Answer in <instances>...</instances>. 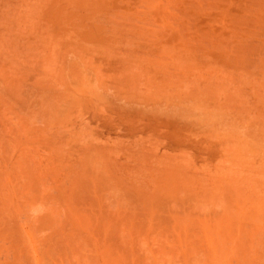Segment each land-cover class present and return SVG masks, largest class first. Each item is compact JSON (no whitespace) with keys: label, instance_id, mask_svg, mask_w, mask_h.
I'll return each mask as SVG.
<instances>
[{"label":"rangeland","instance_id":"rangeland-1","mask_svg":"<svg viewBox=\"0 0 264 264\" xmlns=\"http://www.w3.org/2000/svg\"><path fill=\"white\" fill-rule=\"evenodd\" d=\"M13 1H15V0H11V2L13 4H15V2H13ZM107 1H109V0L105 1L107 4L109 3V5L105 6V4H104V6L107 7V8H105L106 9L105 10L104 6H103L104 12H101V10H102L101 9V10L97 11L96 14L91 15V17H89L87 20H85L86 21V22L84 21L85 23L82 22V26L80 25L82 27V29H81V27H79V30L81 29L80 32L78 30H75L76 31V32L74 31L75 35H73V31L71 32L72 34H70V35H73V36H70L71 38H69V41L67 40L68 44L66 41H63V43L60 42V43L56 44L57 48H56V46H54V52H55L54 55L57 53L56 55L58 56V61L62 60V62H64L63 61L64 59L67 60V58L68 59L70 58L69 61H71V63L69 61H66L69 64L68 66H70L69 68H72V66H73L72 62H74V61L76 62L78 60H81L84 63V65H81V63H80L81 61L79 62V64L81 66H83L86 71L83 70V68H81V67L80 68L83 70V72L85 71L87 74H89V77H88V75H86V76H87L88 80L90 81V83H92L91 85H93L96 89L95 90L96 91L95 98L90 97V99L88 98V100H85L82 97V98H79V100H80V101L78 100L79 102H76L77 104H74L75 101H77V98L73 97V99H76V100H73L69 96L67 100H69V98H70V100H72V101H70V100L65 101V99L68 96L67 95L68 93H66L67 90L65 89V86L62 84H60V85H62L64 87H62V86L58 87L57 85H59V83H61V82L58 81V79H56L57 84L55 82L54 83H55L57 89H56V87H55V89L56 90L60 89V90L55 91L52 89L51 95L53 96L56 93L55 96L56 97L58 96L59 100H57V98H56V99H54L55 100L54 102L56 104L57 109L59 106V110L55 109L54 111L53 110L50 111V113H49V111H46L44 109L45 103L42 100V98L44 97L42 95V93H44L45 90H44V92H42L43 89H41V87H40V82H42L41 80L43 78L41 76H43V71L45 70L42 61H39L37 63L33 62L34 64L32 62H30L26 65L25 69L23 70L25 72H24V75L22 78L26 77L30 81L31 80L32 81L30 82L28 79L22 80V78H20L21 79L20 82L22 83V81H23L24 86H22V84L19 83L18 85L22 86V88L19 89L20 87L18 86L19 91H17L15 94L13 92V95L10 93V95H12V96H9V93L6 94L5 92L0 91V97L2 96L1 94H3V96H2L3 99L2 98L0 99V136H2L5 133L3 135L4 138L3 137L2 138L0 137V138L6 140L5 141L6 143L4 142L5 145L8 144L6 146V148H7L6 150L10 151L9 153H8V151H6L9 154V155L7 154V158H6L9 162L7 160L5 162H2L3 163L2 167H3V170L5 171L4 173L8 174V176L10 178L12 177L10 179V181L13 182L14 185L15 184L17 185V181H15V180L18 179V177H20L17 175V173L20 172L21 170H23L20 172V174L22 173L24 176L26 175L27 176V177H25L26 179L29 180V178H36L35 181L37 179H38L37 181H39V179H41V181H39V182H41L42 186H44V185L46 186V184H47V188L44 186L43 188L41 187L40 190L44 191L43 189H45L46 190L45 192H47V193L49 192L48 194L50 196L54 195L51 198H55V194L58 193V189L62 190V191H63V189L64 190L68 189V188H65V185L63 186L64 183L67 185L66 187L69 186V190L71 189L69 182H67V179L69 180V178H68L69 172L68 171L71 168L74 171L77 169L76 171L79 170V172H80V170H83V171L87 170L86 167L83 166V165H85V164H83L84 163L83 158H84V156H86V154H88L85 152H89L90 154L94 153V154L99 155V157L102 159L101 164H103V162H104V166L102 165L104 167V169L107 168V170H109L111 173L118 175V177L120 176V178L122 177L121 180H123V181L125 180V178H123V177L128 175V176H126L127 177L126 181L128 183L130 181L128 179L132 178L133 184L138 182V184L142 185V183H143L144 187H146L145 188L146 190H148L147 189L148 186H145L146 182L148 183V180L149 181L152 180L150 183H148L149 187L155 186V184H156V189L158 187V190H159V188L161 187L160 190H162V192H163L164 191L163 186L165 183L159 184V182L156 183L155 180L157 177L159 179V180L157 179V181L161 182V181L165 180V177H163V175L167 176L166 173H170L169 170H171L172 168L173 169L171 171L173 173L171 172L172 174H168L167 177H169V175L174 177L176 175V174L174 175V173L183 172L182 174L181 173H179V175L177 174L176 177L179 178L180 176L183 175L182 180L183 181L190 180L189 181L190 185L194 184V188H196V190L198 188L199 189L204 188V190L203 189L197 190L196 192L198 193V191H199L198 195L206 194L207 195L206 197H208V199H209V197H211L208 195H211L210 193H212L214 191H215L214 194L216 196L217 195L216 191L218 190V192H219L218 188H221L222 185H224V186L230 185L227 183V181L229 183H231L233 181L231 183V185L234 184V186L230 185L232 187L231 193H232L233 188L237 189L236 186L237 185L239 186V183H238L239 180H241L242 184L245 182V180L248 181L246 183H249V185H251L250 182H253L254 186L257 185V187H255L257 189H255V190L256 191L260 190V189H258V186H261L260 184H262V186H264V183H263L264 180L262 181V178L264 179V175L261 174L262 176H260L259 173L257 174L258 169L254 170V168H259L261 166L262 159L260 158V156H258V154L256 152L250 151V154L248 153L249 156L246 153V155L248 157L246 159H248L250 165H244V163L242 165L241 163H237L236 159L233 158L234 157L233 154L235 153V149L236 150L240 149L239 148L240 146H238V143L235 141L233 142V140L230 139L229 137L227 138V136H225V134L223 135L221 131H216V129L218 130V127L216 124H215L216 127H213L214 125L212 123H210V126H209V122H205L204 118L202 116L196 115L194 112H192L191 108L187 105L188 103H184V102H187L189 100V99H186V97H184L186 95L187 98H189L188 94L183 95V93H187L189 91V90H187V92H184V91H186L185 90L186 85H184V84L185 83L188 84V82L194 83V82H192L193 79H195L194 81H197V82L200 81L202 84L204 82H206L207 84L210 82L209 84H211V86L209 84L208 85L207 84L202 85L199 82H198V85L196 86V84L194 83L195 86L198 88L200 86H201V88H203L202 86H204V88H205L207 85L208 88L211 87L210 91H212L213 89H215V90L217 89V87L214 86L216 84L214 82H217V84L219 86L218 85H216V86H218V87H220V84L222 82L223 83V84H221V86L223 85L222 91H221V87L219 89L221 91L222 95L220 94L221 97L218 95L220 97V98L217 97V99H219L218 102H220V104H221V101H222V104L224 106L225 102L226 103L228 102L226 99H228L230 97H232V100L235 97L234 100H236L238 102V103L237 102L234 103L235 101L233 102L231 99H228L230 102V103L229 102L228 103L234 104V105H231L232 108L229 105V107L231 109L228 108V111H227V108H224L225 111H227V113H225L226 116L229 118H232V119H236V120H238L240 118H241V120L243 119L242 121L241 120H239V121L242 122V124L244 123V126H246V130H247L246 134L247 135H250L251 132L253 133L254 131H256L258 129V126H260L259 124H261V123L259 122L260 120H258L257 116H260V115H256L258 113V110H256V112H255V109L252 108L255 106V103H256V101H254L252 99V98H254L252 95H255L252 91H254V90H256L257 92L260 91L261 95H264L263 94V92H264L263 91L264 90L263 89L264 88L263 82L264 81H262L264 79V77L262 79L263 75H260L261 74L260 69H261V71L264 72V70L262 69V66H264V60H263L264 59V0H203V2H202V0H179V1L178 0L177 1L176 0H167V1L166 0H143V1L142 0H110L109 2H107ZM1 2H2V0L0 1V5H1V7H3L2 6L3 2H2V4H1ZM16 2H17V0H16ZM150 4H151V6H150ZM118 6L120 7V9ZM136 7H137V9H134ZM138 11L140 14L138 13ZM52 13H54V12L52 11ZM122 13H124V14H122ZM116 14L118 15V17ZM122 15H124V16H122ZM133 15H135V16H133ZM167 15L169 17H167ZM46 16H47V18H46ZM50 16L53 17V15H49V14L43 15L42 17L39 18L40 20L38 19L37 23L39 24V22H41V24H42V25L40 24L41 26H43L44 28H49L51 26L50 22H48ZM52 17L50 18V21H52V19H53ZM143 22H144V24H143ZM45 23H47L48 25L47 24L45 25ZM105 32H106V34H105ZM86 40H87V42H86ZM65 43H66V45H65ZM88 43H91V44H88ZM104 45H106V48ZM66 46H69L70 48L66 47ZM89 47H91V48H89ZM68 49L69 50L71 49V51H69ZM73 49H75V50H73ZM77 50L79 53L76 52ZM83 50H84V52H83ZM73 51H75V53H76V54H74V55H76V58L72 57V59H71L70 52H73ZM258 53H260V54H258ZM67 55H68V57H67ZM237 55L239 57H237ZM65 56H66V58H65ZM243 58L245 59V61ZM238 60H240V61H238ZM261 61H263V62H261ZM62 62H59L61 67H59V65H58L59 63L56 64V66H58L57 68H59L58 70H60L63 67ZM173 62H175V63H173ZM259 63L260 64L263 63V65H260ZM1 64H3V63L0 62V67H1ZM37 64H38V67L40 70H38L37 66H34ZM41 65L43 66L42 67L43 70L41 68ZM182 65H184V66L182 67ZM54 67H55V65H54ZM54 67H53V69H55ZM85 67H87V69ZM57 68L55 70H57ZM240 68H242V69H240ZM245 68H247V69H245ZM258 68H260V69H258ZM221 69H223V70H221ZM140 70H141V72H138ZM37 71L38 72L40 71V72L37 73ZM263 72H262V74H263ZM10 73L14 74V72H11V71H10ZM228 73H229V75H228ZM12 74H10V75H12ZM25 74H27V75H25ZM129 74H130V76H129ZM233 74H234V76H233ZM31 75L33 76V78H35V76H36V78H38V79H36V78L30 79ZM37 75H39V76H37ZM181 75H182V77H181ZM230 75H232L231 77H234L235 79L230 78V81H229L228 78L230 77ZM248 75H249V77H247ZM14 76H16V75H14ZM14 76L12 78H15ZM173 76L175 77V79ZM253 76H254V78H253ZM39 77L41 79L40 82H38ZM166 77H168V78H166ZM200 77H201V79H200ZM202 77L204 80L202 79ZM210 77H212V78H210ZM236 77L237 78L240 77V78L237 79ZM172 78L174 81L172 80V82H171L170 79H172ZM188 78H191V79L188 80ZM207 78H208V81L206 80ZM168 79H169V81H168ZM27 80H28V82H27ZM69 80L71 81V82L69 81L70 84H73L74 82L77 83L75 78H69ZM213 80H214V82H213ZM122 81H123V83H122ZM161 81H162V83H161ZM24 82H25V84H24ZM226 83L229 84V85L227 84L228 89L225 87ZM230 83L232 84V86ZM234 84H236V85H234ZM254 84H256L257 86L259 85V86L257 87L255 85V89H252V87H254ZM38 85H39V87H38ZM237 85H239V87L242 86V88L241 87L239 88ZM247 85H248V87H247ZM73 86H76V85L75 84L71 85V87H73ZM154 86H156V87H154ZM190 86H191V84H190ZM212 86H213V88H212ZM232 87H235V88H232ZM236 87H237V89H236ZM240 89H241V91L239 92L238 90H240ZM20 91L22 93H19ZM35 91L37 94L35 93ZM97 91H98V93H97ZM180 91H181L182 95H179ZM228 91L231 92L232 94L231 93L229 94ZM59 92H61V93H59ZM243 92L245 95L242 94ZM248 92H250V94H248ZM257 92H256V94H257ZM38 93L41 94L40 97L43 96L41 99H40ZM189 93H190V91H189ZM45 94H46V92H45ZM246 95H248V96H246ZM250 95L252 97H250ZM6 96H8V100H6V98H7ZM61 96H63L64 98H61ZM243 96L246 98H244ZM173 97L174 98L176 97V98L174 99ZM237 97H238V99H237ZM239 97H241V100L239 99ZM248 97L250 99H248ZM9 98L10 99L12 98V100H10ZM38 98H39V100H37ZM255 98H257V97H255ZM30 99H32V100H30ZM60 99H64L65 102L63 100L61 101ZM183 99L184 100L186 99V100L184 101ZM13 100H15V101H13ZM250 100H252V102ZM8 101L11 103H8ZM56 101H57V103H56ZM261 101L262 100L260 99V102ZM1 102H3L4 104ZM59 102H61L60 104H63V105H60ZM66 102L69 104L68 106H67ZM172 102H173V104H172ZM215 102H213V103L209 102V103H210V105H212V104L215 105ZM243 102H245L246 105H251V107L250 106L246 107L245 103H243ZM247 102H249V104ZM257 102H259V99L257 100ZM64 103L66 105H64ZM228 103L226 104V107H228ZM214 105H212V106H214ZM241 105H242V107H241ZM263 105H264V102H263ZM233 106H235V108H233ZM236 106L238 107L237 109H236ZM16 107L18 109H16ZM178 107L180 109H178ZM61 108H63V110ZM60 109H61V111H60ZM177 109H178V111H177ZM256 109H258V108L256 107ZM249 110H251V111L247 112ZM56 111H57V113H56L57 115L55 114V116L52 117V115H54V113ZM9 113H11L12 115ZM15 113L17 116L15 115ZM23 113H24V115H23ZM46 113H48V114H46ZM249 113H251V114L249 115ZM239 114H241V115H239ZM18 115L21 117H19ZM42 115L44 117H41ZM35 116H36V119L38 121L36 123L37 124L39 123L38 124L39 126L36 125L35 122L34 123L31 122L32 120H30ZM65 116H67V117H65ZM247 116H249V117L251 116L250 117L251 119ZM16 117H18V118H16ZM26 117H27V119H25ZM54 117L57 118V120ZM245 117H247V118H245ZM202 118H203V120H202ZM28 119L32 123V125L29 124L30 122H28ZM254 119H255V123H254ZM259 119H261V118L259 117ZM25 120H27L28 125H27V123H24ZM53 121H54V123H53ZM49 122H51V124ZM29 125H31V126L29 127ZM41 126H43V127H41ZM24 127H25V129H24ZM74 128H76V129H74ZM36 130H38V131H36ZM10 132L12 134H14L15 136L10 135ZM218 133L221 135L219 136ZM13 136L15 139L12 138ZM5 137H6V139H5ZM80 138H82V139H80ZM219 139L223 142H221ZM67 140H69V141H67ZM8 141H10L11 144ZM12 141H13V143H12ZM0 142H1V140H0ZM14 143H15V145H14ZM65 143H68V144H65ZM67 145L68 146L70 145V146L68 147ZM8 147L11 148L12 150L9 149ZM81 147H83V148H81ZM235 147H237V148H235ZM86 149L87 150L91 149V150L87 151ZM67 150H68V152H67ZM74 151L76 153H74ZM10 154H11V156H10ZM57 154L60 157H58ZM144 154H146V155H144ZM61 155L62 156L64 155L67 158L62 157ZM4 157H6V155ZM69 157H70V159H69ZM153 157H155V158H153ZM147 158H149L148 162H147V160H148ZM171 159H172V161H170ZM176 159H178V160H176ZM53 160H54V162H53ZM144 161H146V162L144 163ZM152 162H154V163H152ZM186 162L188 165L186 164ZM62 163L63 164L65 163V164L63 165ZM18 164H19V166H18ZM148 164H149L150 168L148 167ZM164 164H165V166H164ZM174 165L177 169L175 167H173ZM41 166H43V167H41ZM58 166H59V168H58ZM247 166H249L251 168H249ZM66 167H68V169ZM151 167H153V168H151ZM54 169L57 170L56 171L57 174H56V172H54L55 171ZM162 169H164V170H162ZM174 169L177 172L176 171L174 172ZM10 170H12V171H10ZM18 170H20V171H18ZM59 170H63V171L59 172ZM253 170L256 172L254 173ZM64 171H66V172H64ZM30 172L32 173V175H29ZM133 172H134V174H133ZM164 172H165V174H163ZM184 172H185V174H184ZM24 173H26V174H24ZM33 173L35 174V176ZM38 173L40 174V176H38L39 175ZM47 173L49 175H47ZM59 173L60 174L63 173V175H60ZM149 173L151 174V176ZM205 173L209 174V176L206 175ZM252 173H254V174H252ZM50 174L53 176H51ZM67 174H68V176H66ZM196 174H197V177L199 176L198 177L199 179L196 178V176H195ZM236 174H237V176H236ZM256 174H257V178H256ZM28 175L31 177H29ZM251 175H252V177H250ZM16 176H18V177L15 178ZM60 176H61V179H60ZM52 177H53V180H52ZM141 177H144V178H141ZM153 177H154V179H153ZM176 177H174V178H176ZM220 177H222V178H220ZM253 177H255L256 180ZM46 178H48V179H46ZM248 178H249V180H248ZM251 178L253 181H250ZM44 179H45V181H44ZM201 179H203V180H201ZM210 179H211V181H210ZM230 179H233V180L231 181ZM234 179L235 180L239 179V180L238 181L236 180L237 181L236 182ZM18 180H20V179H18ZM28 180H25V181L28 182ZM132 180H131V182H132ZM32 181H33V183H35L34 180H31V182ZM43 181L46 183H44ZM126 181L123 183L124 186L127 184ZM135 181H137V182H135ZM139 181H140V183H139ZM194 181H196V185H195ZM254 181H256L257 183H255ZM39 182H37L38 184L36 183L33 185H36L35 187H39V186H41V184H39ZM152 182L154 184H152ZM235 182L238 184L235 185L236 184ZM19 183L23 186L22 188L19 187V185H20ZM19 183H18L19 188L18 189L14 188L15 189L14 192H15V195L17 194V196H18V198H17V196H16V198L18 200L20 199L19 201H21L22 202L21 204L23 205L29 199V197L31 195V193H29V192H31L33 185H31V186L29 185L31 187L30 188L28 186L29 182L28 183L25 182V184H27L26 186H28V187L24 186L25 185L24 182L21 183L19 181ZM209 183H210V185H209ZM241 183H240L241 189H240V187H238V191L235 190L236 192H239V195L235 191H233L234 192L232 194L233 197H231L233 199L230 198L231 201L233 200V203L229 202V199H227V198H229V197H227L228 196L227 194L220 193V192L218 193L219 195L221 194L220 198L217 196L218 198H214L213 201H212L213 196L211 199H209V201L206 198V202L203 203L204 206L202 205V203H199V204H196L195 202L191 203V200H188L191 198L187 197V196H189L188 193L187 194L182 193L180 198L179 197L177 198L179 200H177V199H176V201L175 200H173V201L168 200L169 202H166L168 204L165 203L166 205H169L168 207L166 206V209L163 207H162L163 209L162 208L157 209L156 210V211H158L157 214H155L156 211H154L155 216L153 218L156 217L155 219H157V217H158L157 220L154 219V221H153V222H155L154 224L156 225V227L154 226V230H155L154 232H156V234H157L160 232L158 230L163 231L160 225H162V227L164 225H167V228H168V226L170 228L169 230L167 229V231H166V228L164 229L165 234H164V232L163 233L161 232L159 234V237H160L159 241H158V235L155 234V237L157 236V239H155V240H156L158 247H161L160 245H162V247L165 248V246H166V248L169 250V251L167 250L168 253L172 250L174 252H176V251L178 252L179 249H181V250H179V252L182 251V249L184 250V248H182V247L180 248V245H178L181 243V241L179 243V240L176 238L177 237L176 233H174L175 238L171 235L172 233L170 230H172V228H174L173 224L175 222V219L172 216L178 215L179 219H180V217H182V219L184 220V219H186L187 216L191 217L193 215L192 217H194V218H191V219H194V221L195 220L198 222H208L209 221L211 224L212 222H214V220L217 217H219L220 215H222L226 212H229L231 215L236 214L235 216H237L240 213L239 216H237V217H240L243 213H244V215L252 213L253 208H252V205H250V203H253L255 201L254 200L255 198L253 199L254 195L252 197V193H247V192L251 188V186H253V184L251 186H249L248 184H245L246 187H244L245 188V190H244V188H243L244 185L242 186ZM90 184H91V187H89V188L85 187V189H84L85 191L82 193H80V192L83 189H81L80 192L76 191V193L74 190H72V192L69 190L66 192V190H65L64 193L66 192L68 194V192H69V194H70V192L73 193V191H74V194H70V195L76 194L75 195L76 199H74V200H77V198H78V200L81 199L80 195H83L84 197L86 195V199H88V200L83 198V200H85L84 204H83V200H80V202L82 201L81 205L83 206V205H85V203H87L85 205L86 207H84V208H87L88 204L92 208V205H93L92 202L94 200L92 198L97 197V195H98L97 193L101 192L103 194L105 192L107 194L106 195H105V193H104V195L101 194L102 198L100 199L101 205H104L103 206L104 209L106 207V210L109 209V211H110L112 209V211L114 212V209H115L114 207H116L115 211L121 210L120 207H122V208L125 207V209L123 208L121 211L124 210V212H123V213H125L124 215H127L125 210L128 209L127 210V212H128L127 217L128 218L126 217V219H129V217H130V219H131V217L135 218L134 216L136 214L141 216L142 212L144 215L145 212L143 210H141V211L137 210L136 211L132 207H127V206H123L120 204L118 205L119 201H117V200H119V197H116V196L113 197L112 196L113 194L111 195V193H109V191H107L109 189L105 188L104 186H100L98 182L91 180ZM14 185H11L12 188ZM127 185H129V184H127ZM200 185H203V187ZM207 185H208V187H206ZM55 186H57V187H55ZM165 186H166L165 187V190H166L168 187H167V185H165ZM262 186L259 187V188H261V190L263 189ZM24 187L26 188V190H28V189H30V190H28V192H24V191H26V190H24ZM35 187H33V188H35ZM209 187L212 188V191H210L211 188H209ZM20 188L23 190L20 191ZM56 188H57V190H56ZM213 188H214V190H213ZM89 189H91V191H90L91 193L88 191ZM151 189L149 188L150 191H154L153 189L152 190ZM206 189H207V192L204 193V191ZM242 189H243V191L241 193H243L242 194L243 198L250 195L253 199V202H252V200H250L251 197H247L248 199L246 198L247 200H250L249 202L245 198L243 199L246 203L240 198L241 197L240 191ZM251 189L253 191L254 187ZM100 190H103V191L106 190V191L102 192ZM158 190H155V191H158ZM16 191H17V193H16ZM62 191H60L59 193H61ZM244 191H246L245 195H244ZM252 191H249V192H252ZM20 192H22V193H20ZM45 192H43V193H45ZM77 192H79V193H77ZM25 193H26V195H23ZM93 193H95L97 195L96 196L93 195L94 197H92L91 194H93ZM214 194H212V195H214ZM246 194H248V195H246ZM253 194H255L254 191H253ZM87 195L89 197H87ZM101 195L99 194L100 197H101ZM225 195H227V196H225ZM27 197H28V199H27ZM90 197H92L91 198L92 202L90 201V203H89ZM235 197L238 198L237 201L239 200L238 202L243 205V208H241V209L239 208V207H241V205L240 204H239L240 206L238 205V202L235 200L236 199ZM25 199H26V201H25ZM112 200H113V204H112ZM227 200H228V203H227ZM23 201H24V203H23ZM177 201H179V203ZM241 201H243V202H241ZM76 202L77 201H75V203ZM171 202H173L175 204H173ZM207 202H208V204H212V205H208ZM215 202H217V203H215ZM229 203H232V204H229ZM186 204H188L187 206L189 208L186 206ZM192 204H194V206H192ZM200 204H201V206H200ZM230 205H231V207H230ZM244 205L247 206V208ZM89 207L87 208V210L90 211L91 208H89ZM117 207H119V208H117ZM249 207L251 210L249 209ZM244 208L248 209V212L245 211L246 209L244 210ZM238 210H240L243 213H241V212L238 213ZM42 212H44L46 214L45 211L42 210ZM42 212H41V210L37 212L36 209H32V211L27 210V212L24 211L26 216H24L25 214L22 215L24 217H21V219H20V223H19V225H21L20 228L28 230V228L30 229V226H33V227L38 226V222H36V221H38V220L40 221V218L38 219L37 215L38 214L40 215ZM147 212L148 211H146V213ZM176 212H177V214H176ZM245 212H247V213L245 214ZM147 214H149V212ZM216 214H219V215L217 216ZM169 215H170V218H168ZM244 215H242V216H244ZM39 217H41V216H39ZM42 217H43V215H42ZM172 218L174 220H172ZM162 220H164V221H162ZM166 220H168L167 223H166ZM157 222H158V224H157ZM168 223H171V224H168ZM40 225H39V228L36 227L38 230L35 228L36 234H35L34 240L31 241L32 243L30 242L31 245H28L29 251L32 250L31 253H33V254L37 253L36 255L42 254L41 253L42 251L44 253L45 248L48 247L49 246L48 244L49 243L51 244V242H54V244H55L58 241L59 244L57 246L59 247L60 240H61L60 239L61 237H59L60 235L58 234V233H60V230H59L60 228H57L56 224H54V226H49V225L44 226L45 225L44 224L41 227H40ZM197 225L198 224H196V227L198 230L199 225L198 226ZM0 228H1V230H0V256H1L0 257V264H11V263L14 264L15 259H16V253H15V251H14L15 249H14V247H12V245L15 246V244H14L15 241H14V239L11 240L12 237L9 235V230H8V227L6 225H4V227H3V224L2 225L0 224ZM3 230H4V232H3ZM57 231H59V232H57ZM168 231H170V232H168ZM263 232H264V224H263ZM263 232H262V234H264ZM166 234H168V235H166ZM48 235H50V236H48ZM153 235H154V233H153ZM188 235H190V233ZM57 236L59 237V239L57 238ZM183 236H184V233H183ZM103 237H104V235L101 234V238H103ZM171 238L173 240H171ZM53 239L54 240L58 239V240L52 241ZM168 239H169V241H168ZM174 239H177V240L174 241ZM5 240H6V242H5ZM44 240H45V242H44ZM118 241H119V239H118ZM170 241H173V242H170ZM174 242H176V243H174ZM61 243H62V240H61ZM172 243H174V245ZM185 243L186 242L183 239V245H181V246L186 245L184 247L186 248L185 250H187V243L186 244ZM262 243L263 244H261V246H264V235H262ZM54 244L52 243V245H54ZM167 244L169 245V247ZM136 248L138 249V247H136ZM189 248H190V250L192 249L191 246H189ZM176 249H178V250H176ZM259 249H261V247ZM262 249L259 250L260 253H258L259 259H257L258 260L257 263H259V260L261 258L260 255H262V258H263L264 249H263V251H262ZM33 251H36V253H34ZM171 253L172 252H170L169 254H171ZM162 254L163 253H161V255L158 254V256L159 255L161 256V257L159 256L160 257L159 263L163 262V264H166V262L164 260L166 259L167 256L164 257L165 254H163V256H162ZM228 256L231 257V259L229 258L231 261H234V260H232L234 258L232 255H228ZM258 256H257V258H258ZM6 257H7V259H6ZM98 258L101 259L100 257H97L96 258L97 261H98ZM163 258H164V260H163ZM34 259H36V258H34ZM201 260H202V258H201ZM201 260H199V261H201ZM32 261L34 262V260H32ZM177 262L178 261H176V263ZM260 262L264 263V258L262 260H260ZM35 263L37 264V259H36ZM199 263H201V262H199ZM197 264H198V262H197ZM259 264H261V263H259Z\"/></svg>","mask_w":264,"mask_h":264},{"label":"bare ground","instance_id":"bare-ground-1","mask_svg":"<svg viewBox=\"0 0 264 264\" xmlns=\"http://www.w3.org/2000/svg\"><path fill=\"white\" fill-rule=\"evenodd\" d=\"M1 1V0H0ZM6 1V0H5ZM4 0H2L1 4L3 7H1L0 5V62L3 63L1 64V67H0V91L1 92H5L6 94L9 93V96H12L13 95V92L14 94L19 91V89L22 88L23 85V81L22 83L20 82V78L23 77L24 75V72L23 71L26 67V65L30 62H39V61H42L43 62V65H44V71H43V77L42 80L40 79L39 77V81L40 80L42 82H40V87L41 89H43L42 92H45L42 93V97H40L41 94H39V97L40 99L42 98V100L44 101V109L46 111H54L56 108V104H55V100L57 98L58 99V96L56 97L55 94L52 96L51 93H52V89L55 90V91H58L56 90L57 87L55 85V83L57 84V80L60 81L61 83H59V85H57L58 87L59 86H62L64 85L65 86V89L67 90L66 93H68L67 95V98L65 99V101H69L70 98L73 99L74 98H77V101H75L74 104H77L76 102H79V98H84L85 100H88V98L90 99V97H94L96 96V89L93 85H91L92 83H90V81L88 80L87 76L89 77V74H87L84 69L83 66L81 65H84V63L81 61V60H78V61H74L72 62L73 66L72 68H69L70 66H68L69 64L66 62V61H69L70 58L67 60H65L64 58V62H62V60L58 61V56L55 54L54 55V46H56V44L58 43H63V41H66L67 44H68V41H69V38H71L70 36H73L75 35L74 34V31L75 30H78L79 32L81 31L82 29V22H84L85 20H87L89 17H91V15L93 14H96L97 11L101 10V12H104L103 11V6L105 4V6L109 5V3L107 4L105 1L106 0H16L13 1L15 2V4H13L11 2V0H7L5 2ZM110 1V0H109ZM107 1V2H109ZM143 1V0H142ZM167 1V0H166ZM177 1V0H176ZM179 1V0H178ZM114 2V1H113ZM150 2V1H149ZM154 2V1H153ZM203 2V0H202ZM116 3V2H115ZM131 3V2H130ZM141 3V2H140ZM201 3V2H200ZM117 4V3H116ZM115 4V5H116ZM132 4V3H131ZM173 4V3H172ZM199 4V3H198ZM104 6V9L107 8ZM113 6V5H112ZM148 6V5H147ZM151 6V4H150ZM163 6V5H162ZM172 6V5H171ZM119 7V6H118ZM123 7V6H122ZM135 7V6H134ZM141 7V6H140ZM152 8V7H151ZM120 9V7H119ZM128 9V8H127ZM134 9H137L134 8ZM201 9V8H200ZM106 10V9H105ZM122 10V9H121ZM120 10V11H121ZM52 11L54 13H52ZM123 11V10H122ZM121 11V12H122ZM144 11V10H143ZM166 11V10H165ZM179 11V10H178ZM148 12V11H147ZM163 12V11H162ZM127 13V12H126ZM139 13V11H138ZM198 13V12H197ZM206 13V12H205ZM53 15L50 16V18L52 17V21H50V18H49V21L50 22V27L49 28H44L43 26H41V22H39V24L37 23L38 22V19L40 17H42L43 15ZM124 14V13H122ZM130 14V13H129ZM140 14V13H139ZM144 14V13H143ZM154 14V13H153ZM166 14V13H165ZM117 15V14H116ZM174 15V14H173ZM124 16V15H122ZM128 16V15H127ZM135 16V15H133ZM142 16V15H141ZM49 17V16H48ZM118 17V15H117ZM167 17H169L167 15ZM47 18V16H46ZM115 18V17H114ZM150 18V17H149ZM123 19V18H122ZM127 19V18H126ZM125 19V20H126ZM40 20V19H39ZM101 20V19H100ZM106 20V19H105ZM128 20V19H127ZM143 20V19H142ZM145 20V19H144ZM156 20V19H155ZM163 20V19H162ZM46 21V20H45ZM140 21V20H139ZM147 21V20H146ZM47 22V23H48ZM86 22V21H85ZM84 22V23H85ZM138 22V21H137ZM178 22V21H177ZM45 23V25L47 24ZM52 23V24H51ZM123 23V22H122ZM133 23V22H132ZM136 23V22H135ZM155 23V22H154ZM41 24V25H40ZM44 24V23H43ZM144 24V22H143ZM146 24V23H145ZM170 24V23H169ZM261 24V23H260ZM44 25V26H45ZM48 25V24H47ZM81 25V26H80ZM103 25V24H102ZM252 25V24H251ZM84 26V25H83ZM98 26V25H97ZM125 26V25H124ZM141 26V25H140ZM46 27V26H45ZM48 27V26H47ZM79 27H81V29L79 30ZM104 27V26H103ZM130 30V29H129ZM139 30V29H138ZM156 30V29H155ZM255 30V29H254ZM73 31V35H70L72 34L71 32ZM77 31V32H78ZM143 31V30H142ZM76 32V31H75ZM84 32V31H83ZM104 32V31H103ZM144 32V31H143ZM77 34V33H76ZM106 34V32H105ZM129 34V33H128ZM131 34V33H130ZM140 34V33H139ZM88 35V34H87ZM99 35V34H98ZM79 39V38H78ZM68 40V41H67ZM80 40V39H79ZM80 42V41H79ZM87 42V40H86ZM121 43V42H120ZM128 43V42H127ZM134 43V42H133ZM88 44H91V43H88ZM131 44V43H130ZM60 45V44H59ZM66 45V43H65ZM70 45V44H69ZM82 45V44H81ZM101 45V44H100ZM263 45V44H262ZM71 46V45H70ZM83 46V45H82ZM103 46V45H102ZM105 48H106V45H104ZM66 47H69V46H66ZM101 47V46H100ZM108 47V46H107ZM57 48V46H56ZM70 48V47H69ZM91 48V47H89ZM104 48V47H103ZM104 48V49H105ZM114 48V47H113ZM260 48V47H259ZM63 49V48H62ZM72 49V48H71ZM71 49L69 51H71ZM99 49V48H98ZM257 49V48H256ZM67 50V51H68ZM75 50V49H73ZM82 50V49H81ZM91 51V50H90ZM77 53L78 50L76 51ZM84 52V50H83ZM87 53V52H86ZM242 53V52H241ZM69 54V53H68ZM71 54V59L72 57L76 58V54L75 51L73 52H70ZM69 54V55H70ZM96 54V53H95ZM128 54V53H127ZM260 54V53H258ZM263 54V53H262ZM261 54V55H262ZM62 55V54H61ZM136 55V54H135ZM247 55V54H246ZM260 55V56H261ZM60 56V55H59ZM79 56V55H78ZM81 56V55H80ZM179 56V55H178ZM242 56V55H241ZM245 56V55H244ZM254 56V55H253ZM68 57V55H67ZM169 57V56H168ZM237 57H239L237 55ZM251 57V56H250ZM39 58V59H38ZM62 58V57H61ZM66 58V56H65ZM89 58V57H88ZM95 58V57H94ZM245 58V57H244ZM243 58V59H244ZM259 58V57H258ZM78 59V58H77ZM85 59V58H84ZM87 59V58H86ZM74 60V59H73ZM249 60V59H248ZM261 60V59H260ZM259 60V61H260ZM264 60V59H263ZM81 61V62H80ZM143 61V60H142ZM196 61V60H195ZM240 61V60H238ZM245 61V59H244ZM59 62H62V65L63 67L58 70L59 68H57L58 66H56V64H58ZM71 63V61H69ZM79 62L81 63V65L79 64ZM91 62V61H90ZM108 62V61H107ZM130 62V61H129ZM164 62V61H163ZM263 62V61H261ZM175 63V62H173ZM238 63V62H237ZM249 63V62H248ZM34 64V63H33ZM41 64V63H40ZM88 64V63H87ZM126 64V63H125ZM141 64V63H140ZM166 64V63H165ZM193 64V63H192ZM245 64V63H244ZM260 64V63H259ZM55 65V67H54ZM59 67H61L60 63L58 64ZM111 65V64H110ZM142 65V64H141ZM175 65V64H174ZM196 65V64H195ZM260 65H263V63H261ZM34 66H37L38 67V64L37 65H34ZM55 69H53V67ZM89 66V65H88ZM154 66V65H153ZM157 66V65H156ZM168 66V65H167ZM184 65H182L183 67ZM192 66V65H191ZM248 66V65H247ZM43 66L41 65V68ZM83 68V70H85L83 72V70L81 68ZM90 67V66H89ZM88 67V68H89ZM130 67V66H129ZM146 67V66H145ZM261 67V66H260ZM87 69V67H85ZM140 68V67H139ZM167 68V67H166ZM165 68V69H166ZM179 68V67H178ZM249 68V67H248ZM136 69V68H135ZM134 69V70H135ZM145 69V68H144ZM147 69V68H146ZM156 69V68H155ZM158 69V68H157ZM209 69V68H208ZM236 69V68H235ZM242 69V68H240ZM247 69V68H245ZM260 69V68H258ZM262 69L264 70V66H262ZM38 70L39 67H38ZM43 70V68H42ZM211 70V69H210ZM223 70V69H221ZM238 70V69H237ZM250 70V69H249ZM11 72H14V74L10 73ZM36 71V70H35ZM132 71V70H131ZM157 71V70H156ZM169 71V70H168ZM193 71V70H192ZM241 71V70H240ZM40 72V71H39ZM37 71V73H39ZM138 72H141L138 71ZM173 72V71H172ZM260 72L261 74L260 75H263L262 76V79L264 77V72L261 71L260 69ZM263 72V74H262ZM29 73V72H28ZM32 73V72H31ZM136 73V72H135ZM186 73V72H185ZM210 73V72H209ZM208 73V74H209ZM224 73V72H223ZM222 73V74H223ZM236 73V72H235ZM234 73V74H235ZM12 74V75H10ZM30 74V73H29ZM127 74V73H126ZM143 74V73H142ZM172 74V73H171ZM232 74V73H231ZM233 74V76H234ZM248 74V73H247ZM16 75V76H14ZM27 75V74H25ZM174 75V74H173ZM184 75V74H183ZM191 75V74H190ZM210 75V74H209ZM213 75V74H212ZM216 75V74H215ZM229 75V73H228ZM250 75V74H249ZM249 75L247 77H249ZM15 77V78H12V77ZM32 76V75H31ZM30 76V79H35L33 78V76L31 77ZM39 76V75H37ZM130 76V74H129ZM142 76V75H141ZM160 76V75H159ZM171 76V75H170ZM189 76V75H188ZM187 76V77H188ZM218 76V75H217ZM232 75H230V77L228 78L229 81H230V78L232 79H235L234 77H231ZM238 76V75H237ZM107 77V76H106ZM144 77V76H143ZM154 77V76H153ZM162 77V76H161ZM174 77V76H173ZM182 77V75H181ZM186 77V78H187ZM191 77V76H190ZM69 78H75L76 82L77 83H73L75 84L76 86H73L71 87V85L73 84H70V80ZM131 78V77H130ZM156 78V77H155ZM168 78V77H166ZM192 78V77H191ZM191 78H188L191 79ZM212 78V77H210ZM220 78V77H219ZM237 78V77H236ZM240 78V77H238ZM237 78V79H238ZM252 78V77H251ZM254 78V76H253ZM252 78V79H253ZM23 79H28V78H22ZM38 79V78H36ZM60 79V80H59ZM129 79V78H128ZM133 79V78H132ZM144 79V78H143ZM159 79V78H158ZM175 79V77H174ZM193 79V78H192ZM201 79V77H200ZM203 79V77H202ZM218 79V78H217ZM222 79V78H221ZM231 79V80H232ZM236 79V80H237ZM29 80V79H28ZM27 80V82H28ZM99 80V79H98ZM171 82L173 80L170 79ZM177 80V79H176ZM195 79L192 80V82H194L196 84V86L198 85V82L200 84H202L200 81H194ZM204 80V79H203ZM208 81V78L206 79ZM210 80V79H209ZM212 80V79H211ZM223 80V79H222ZM247 80V79H246ZM255 80V79H254ZM30 81V80H29ZM32 81V80H31ZM30 81V82H31ZM70 81V82H69ZM169 81V79H168ZM174 81V80H173ZM184 81V80H183ZM191 81V80H190ZM221 81V80H220ZM234 81V80H233ZM238 81V80H237ZM249 81V80H248ZM264 81V79L262 80ZM18 82V83H17ZM36 82V81H35ZM55 82V83H54ZM99 82V81H98ZM197 82V83H196ZM212 82V81H211ZM214 82V80H213ZM224 82V81H223ZM251 82V81H250ZM21 83L22 86H19L18 84ZM123 83V81H122ZM162 83V81H161ZM183 83V82H182ZM190 82L185 83L184 85H186V91H183L184 92H187V90L189 91L187 93H183L184 94H188V97L185 95L184 97H186V99H189L187 102H184V103H188L187 105L191 108L192 112H194L196 115H200L204 118V121L205 122H209V126H210V123H212L213 127H216L215 124L217 125L218 127V130L216 129V131H221L222 134L225 136H227V138L229 137L230 139L233 140V142H237L238 143V146H240L238 150L235 149V153L233 154L234 155V159H236V162L237 163H241L243 165H250L247 157V155L249 156L250 154V151L252 152H256L258 154V156H260V158L262 159V163H261V166L259 168H254L255 169H260L259 171L257 170V174L259 173L260 176H262L261 174L264 175V105H263V98H264V95H261L260 91L257 92L256 90L252 91L255 95H252L254 98H252L254 101H256L255 103V106L252 107L255 109V112L256 110H258V113L256 115H260V116H257L258 117V120H260L259 122L261 124H259L260 126H258V129L256 131H254L253 133L251 132L250 135H247L246 134V126H244V123L242 124V122H240L236 119H232V118H229L226 116L225 113H227L228 111V108L231 107V105H234V104H229V100L228 99H231L232 100V97L226 99L228 102V107H226V102L223 106L222 104V101H221V104L220 102H218L219 99H217V97L220 96L221 94V91H222V86L221 84H223L221 82L220 84V87H221V91L219 90L220 87H218L219 85L217 84V82H214L216 83L214 86L217 87V89H211L212 91H210V88L211 87H207V85L210 83H206L204 82L202 85L204 84H207L206 87L204 88V86H202L203 88H201V86L198 88L195 86L194 83H190ZM233 83V82H232ZM264 83V82H263ZM25 84V82H24ZM28 84V83H27ZM54 84V85H53ZM62 84V85H60ZM129 84V83H128ZM139 84V83H138ZM144 84V83H143ZM174 84V83H173ZM199 84V85H200ZM228 83H226L225 87L227 88ZM231 84V83H230ZM243 84V83H242ZM250 84V83H249ZM98 85V84H97ZM133 85V84H132ZM136 85V84H135ZM159 85V84H158ZM168 85V84H167ZM211 86V84H209ZM213 85V84H212ZM218 85V86H216ZM229 85V84H228ZM236 85V84H234ZM240 85V84H239ZM239 85H237L239 87ZM252 85V84H251ZM255 85L254 84V87H252V89H255ZM20 88H19V87ZM28 86V85H27ZM62 86V87H64ZM103 86V85H102ZM129 86V85H128ZM152 86V85H151ZM160 86V85H159ZM177 86V85H176ZM182 86V85H181ZM195 86V87H194ZM232 86V84H231ZM230 86V87H231ZM257 86V85H256ZM259 86V85H258ZM257 86V87H258ZM39 87V85H38ZM53 87V88H52ZM56 87V89H55ZM67 87V88H66ZM156 87V86H154ZM168 87V86H167ZM171 87V86H170ZM242 88V86H240ZM239 87V88H240ZM248 87V85H247ZM19 88V89H18ZM27 88V87H26ZM135 88V87H134ZM174 88V87H173ZM182 88V87H181ZM201 88V89H200ZM208 88V89H207ZM213 88V86H212ZM232 88H235V87H232ZM251 88V87H250ZM29 89V88H28ZM124 89V88H123ZM146 89V88H145ZM205 89V90H204ZM228 89V88H227ZM230 89V88H229ZM237 89V87H236ZM264 89V88H263ZM262 89V90H263ZM26 90V89H25ZM179 90V89H178ZM204 90V91H203ZM23 91V90H22ZM34 91V90H33ZM65 91V90H64ZM130 91V90H129ZM167 91V90H166ZM177 91V90H176ZM239 92L241 91L238 90ZM246 91V90H245ZM264 91V90H263ZM24 92V91H23ZM54 92V91H53ZM142 92V91H141ZM205 92V93H204ZM229 92V91H228ZM257 92V94H256ZM4 93V94H5ZM10 93L12 95H10ZM19 93H22L21 91ZM26 93V92H25ZM36 93V91H35ZM58 93V92H57ZM61 93V92H59ZM98 93V91H97ZM149 93V92H148ZM231 92H229L230 94ZM236 93V92H235ZM246 93V92H245ZM27 94V93H26ZM37 94V93H36ZM63 94V93H62ZM145 94V93H144ZM163 94V93H162ZM176 94V93H175ZM190 94V95H189ZM228 94V93H227ZM232 94V93H231ZM243 95L244 92L242 93ZM248 94H250V92H248ZM264 94V92H263ZM3 96V94H1ZM59 95V94H58ZM66 95V94H65ZM179 95H182L181 91H180V94ZM219 95V96H218ZM222 95V94H221ZM236 95V94H235ZM240 95V94H239ZM250 95V97H252ZM2 96L0 97V99L2 98ZM70 96L69 100L68 97ZM99 96V95H98ZM112 96V95H111ZM164 96V95H163ZM178 96V95H177ZM231 96V95H230ZM248 96V95H246ZM6 100H8V96H6ZM138 97V96H137ZM172 97V96H171ZM221 97V96H220ZM219 97V98H220ZM244 97V96H243ZM257 97V98H255ZM35 98V97H34ZM61 98H64L63 96H61ZM110 98V97H109ZM113 98V97H112ZM174 98V97H173ZM176 98V97H175ZM174 98V99H175ZM246 98V97H244ZM3 99V98H2ZM10 99V98H9ZM140 99V98H139ZM166 99V98H165ZM224 99V98H223ZM235 99V97H234ZM232 100L234 103H236L237 101L236 100ZM238 99V97H237ZM239 99L241 100V97H239ZM248 99H250L248 97ZM256 99V100H255ZM259 99V102H257V100ZM260 99L262 100L260 102ZM12 100V98L10 99ZM9 100V101H10ZM32 100V99H30ZM39 100V98L37 99ZM61 101L64 99H60ZM73 100H76V99H73ZM79 100V101H78ZM82 100V99H81ZM214 100V101H213ZM230 100V101H231ZM4 101V100H3ZM8 103H11L9 102ZM15 101V100H13ZM29 101V100H28ZM64 101V102H65ZM72 101V100H70ZM180 101V100H179ZM216 101V102H215ZM249 101V100H248ZM252 102V100H250ZM253 101V102H254ZM31 102V101H30ZM37 102V101H36ZM41 102V101H40ZM135 102V101H134ZM177 102V101H176ZM213 103L215 102V105L212 106L210 105V103ZM3 103V102H1ZM7 103V102H6ZM39 103V102H38ZM57 103V101H56ZM61 102H59L60 104ZM70 103V102H69ZM138 103V102H137ZM238 103V102H237ZM245 103V102H243ZM242 103V104H243ZM249 104V102H247ZM4 104V103H3ZM67 106L69 105L67 102H66ZM64 103V105H66ZM72 104V103H71ZM173 104V102H172ZM171 104V105H172ZM251 104V103H250ZM253 104V103H252ZM36 105V104H35ZM60 105H63V104H60ZM230 105V107H229ZM236 105V104H235ZM246 105V103H245ZM254 105V104H253ZM252 105V106H253ZM84 106V105H83ZM247 106H250L251 105H246ZM36 107V106H35ZM63 107V106H62ZM242 107V105H241ZM256 107L258 109H256ZM15 108V107H14ZM67 108V107H66ZM82 108V107H81ZM157 108V107H156ZM224 108H227V111H225ZM232 108V107H231ZM230 108V109H231ZM233 108H235V106H233ZM238 107L236 106V109ZM251 108V109H252ZM16 109H18L16 107ZM42 109V108H41ZM63 110V108H61ZM60 109V111H61ZM151 109V108H150ZM178 109H180L178 107ZM177 109V111H178ZM3 110V109H2ZM43 110V109H42ZM59 110V106H58V109ZM81 110V109H80ZM247 110V109H246ZM151 111V110H150ZM251 110L247 111V112H250ZM254 111V110H253ZM252 111V112H253ZM9 112V111H8ZM66 112V111H65ZM75 112V111H74ZM93 112V111H92ZM173 112V111H172ZM185 112V111H184ZM246 112V113H247ZM251 112V113H252ZM6 113V112H5ZM57 113V111L54 113L53 116H55V114ZM73 113V112H72ZM161 113V112H160ZM193 113V114H194ZM249 113V115L251 114ZM7 114V113H6ZM11 114V113H9ZM20 114V113H19ZM48 114V113H46ZM52 114V113H51ZM50 114V115H51ZM60 114V113H59ZM232 114V113H231ZM242 114V113H241ZM239 114V115H241ZM12 115V114H11ZM16 115V113H15ZM24 115V113H23ZM30 115V114H29ZM57 115V114H56ZM75 115V114H74ZM17 116V115H16ZM19 116V115H18ZM63 116V115H62ZM233 116V115H232ZM255 116V115H254ZM13 117V116H12ZM21 117V116H19ZM41 117H44L43 115ZM51 117V118H52ZM67 117V116H65ZM231 117V116H230ZM249 117V116H247ZM245 117V118H247ZM251 117V116H250ZM249 117V118H250ZM256 117V116H255ZM259 117L261 119H259ZM3 118V117H2ZM18 118V117H16ZM46 118V117H45ZM55 118V117H54ZM69 118V117H68ZM200 118V117H199ZM202 118V120H203ZM253 118V117H252ZM22 119V118H21ZM27 119V117L25 118ZM49 119V118H48ZM57 120V118H55ZM61 119V118H60ZM59 119V120H60ZM66 119V118H65ZM251 119V118H250ZM8 120V119H7ZM19 120V119H18ZM17 120V121H18ZM31 122H35L36 125H38L36 122L37 119H36V116L33 117ZM36 120V121H35ZM39 120V119H38ZM53 120V119H52ZM243 120V119H242ZM241 120V121H242ZM50 121V120H49ZM55 121V120H54ZM53 121V123H54ZM75 121V120H74ZM257 121V120H256ZM28 122L29 119H28ZM29 123L32 125V123ZM40 122V121H39ZM56 122V121H55ZM67 122V121H66ZM245 122V121H244ZM252 122V121H251ZM24 123H27V120H25ZM51 124V122H49ZM69 123V122H68ZM204 123V122H203ZM254 123H255V119H254ZM208 124V123H207ZM17 125V124H16ZM20 125V124H19ZM25 125V124H24ZM28 125V123H27ZM29 125V127L31 126ZM34 125V124H33ZM35 125V126H36ZM49 125V124H48ZM56 125V124H55ZM60 125V124H59ZM247 125V124H246ZM21 126V125H20ZM39 126V125H38ZM51 126V125H50ZM68 126V125H67ZM76 126V125H75ZM202 126V125H201ZM28 127V128H29ZM33 127V126H32ZM31 127V128H32ZM43 127V126H41ZM48 127V126H47ZM62 127V126H61ZM208 127V126H207ZM212 127V128H213ZM3 128V127H2ZM12 128V127H11ZM53 128V127H52ZM256 128V127H255ZM25 129V127H24ZM30 129V128H29ZM33 129V128H32ZM59 129V128H58ZM76 129V128H74ZM84 129V128H83ZM214 129V128H213ZM10 130V129H9ZM8 130V131H9ZM47 130V129H46ZM5 131V130H4ZM14 131V130H13ZM26 131V130H25ZM30 131V130H29ZM38 131V130H36ZM54 131V130H53ZM86 131V130H85ZM209 131V130H208ZM214 131V130H213ZM74 132V131H73ZM15 133V132H14ZM27 133V132H26ZM80 133V132H79ZM212 133V132H211ZM5 134V133H4ZM3 134V135H4ZM33 134V133H32ZM35 134V133H34ZM83 134V133H82ZM215 134V133H214ZM219 134V133H218ZM2 135V134H1ZM0 136L1 138L3 137ZM10 135H14L10 132ZM9 135V136H10ZM26 135V134H25ZM77 135V134H76ZM86 135V134H85ZM89 135V134H88ZM221 134H219L220 136ZM6 136V135H5ZM15 136V135H14ZM14 136L12 138H14ZM210 136V135H209ZM208 136V137H209ZM216 136V135H215ZM62 137V136H61ZM81 137V136H80ZM90 137V136H89ZM1 142H0V224L2 225L3 224V227L4 225H6L8 227V230H9V235L12 237V239H14V245H12V247H14V251L16 253V259H15V262L14 264H36V259H37V264H163V262L159 263V258L161 257V253L165 254L164 257H166V259L163 260L166 262V264H264L262 262H260V260H262L264 258V255H263V258H262V255H260V260H259V263L257 259H259V256H258V253L259 250H261L262 248L264 249V246H261L262 243V232H263V222H264V186H262V184H260L263 189L261 190V186H258V191H256L254 184L253 182H250L251 185H249V183H246L248 181H246L245 179V182L242 184L241 183V180L239 179H236L239 183V186L237 185L238 183H236L235 185H237V189L233 188L232 190V193H231V189L232 187L231 186H234L231 185V183L233 182L232 180L233 179H230L229 181L231 183H229L227 181L228 184L230 185H222L221 188H218L219 189V192L220 193H225L227 195V199H229V202H232L233 203V200L231 201V197L232 194L234 193L233 191L237 190L238 191V187H240L241 189V185L240 183L242 184L243 188L246 187L245 184H248L249 186H251V188L254 187L253 191L255 192V194H253V191L252 189L248 190L247 193H252V197L253 199L255 200L253 202V199L252 197L249 195V196H246L244 197L245 199L247 197H251L250 200H252L253 203H250V205H252V208H253V212L250 213V214H246L248 212V209L247 206H245L246 208H244L245 211V214L243 212H241L240 210H238V213L241 212L243 213L242 215L244 216H240V217H237L239 216V214L237 216L235 215H231L229 212H226L222 215H220L219 217H217L214 222H212L210 224V222H198V221H194V219H191V218H194L192 217L190 214L191 217H186V219H182V217H180L179 219V216H172L174 219H175V222L173 224L174 228H172L171 231V235L175 238V234L176 233V238L179 240V243L181 241L180 244V248H184V250L182 249V251L179 252V250L181 249H176L178 250V252H174L173 250L170 251L172 252L171 254L168 253V249L166 248H163L162 245H160L161 247H158L157 243H156V240L157 239V236L155 237V234L156 232H154V226L156 227V225L154 224L155 222L154 219L156 218H153L155 215H154V211H156L157 209H160V208H165L166 209V206L168 207L169 205H166L168 203L166 202H169L168 200H175L180 196L182 195V193H188L189 198L191 199H188V200H191V203L195 202L196 204H199V203H205L206 202V198L207 200L209 201V199L212 198V201L214 200V198H220L221 194L219 195L218 193V190L216 191V196L214 194V192L210 193L211 195H208V196H211L209 197H206L207 195L206 194H202V195H198V193L196 192L197 190H204L203 185H200L202 186L201 188L202 189H198L196 190V188H194V184L190 185V180H186V181H183L182 180V176H180L179 178L176 177V175L179 173H183V172H179V173H174V177H172L171 175L168 176V174H172L173 172L171 170L170 173H166L167 176L163 175L165 174V172L162 174L163 177H165V180H162L163 181H157L158 177L156 178V183L159 182V184H164L163 188H164V191L162 192V190H158V187L156 189V184L155 186H152V187H149V184L151 181L148 180V183L146 182L145 186H148V190H146L144 187V184L142 183V185L135 183L133 184V180L132 178L131 179H128L130 180L129 183L126 181L128 175H126L125 177V180H121L122 177L120 178V176L118 177V175L114 174V173H111L109 170H107V168L104 169V162L103 164H101V161L102 159L99 157V155L97 154H90L89 152H85V153H88L86 154V156H84V163L85 165H83L84 167H86L87 170L83 171V170H79L78 171H74L72 170V168L68 171L69 172V176L68 174L66 176H68L69 180L67 179V182H69V185L71 186L70 190H69V186L66 187L67 185L64 183L63 186L65 185V188H68V189H65L66 192L69 190L72 192V190L75 191H79L81 189H83L80 193L84 192L85 190V187L89 188L91 187V184H90V181L93 180V181H96L99 183L100 186H104L105 188H108L109 190V193H111V195L114 197H119V201L118 202V205H123V206H127V207H132L133 209H135L136 211L138 210H143L145 213L143 215V212H142V215H136L134 216L135 218H132L130 219H126V217L128 216V212L127 210L126 211V214L127 215H124L125 213L124 210L121 211L123 208L125 209V207H120L121 210H116V207H114V212L112 211V209L109 211L106 210V207L104 209V205H101V201L100 199L102 198V195H104V191L106 190H100L102 192H104L103 194L100 192V193H93L91 194L92 197L96 196L97 197H90V199H94L93 202H92V199L90 200L89 199V203L90 201L93 203L92 205V208L91 206L88 204V207L91 208V210H87V208H84L86 207L85 205L87 203H85V205H81V202L80 200H83V198L86 199V195L85 197L83 195H80L81 196V199L78 200H74L76 199V194L75 195H70V194H74V191L73 193L68 192V194L65 192L64 193V189L63 191L62 190H59L58 189V193L55 194V198H51L52 196L54 195H49L47 192H45L46 190L43 189L44 191L40 190L41 187L43 188L44 186H42L41 182V179H39V184H41V186L39 187H35L36 185H33V184H36L37 182L35 181L36 178H29L26 179L25 177H27L26 175L24 176L22 173V176L20 174L21 171L23 170H18L20 172L17 173L18 176H16L15 178L18 177V179H16L15 181H17V187L13 184V182L10 181V178L8 176V174L4 173L5 171L3 170V163L2 162H5L7 159V154L10 152L8 150H6V146L8 145H5V141L4 139H1ZM4 138V137H3ZM8 138V137H7ZM47 138V137H46ZM75 138V137H74ZM79 138V137H78ZM6 139V137H5ZM9 139V138H8ZM7 139V140H8ZM15 139V138H14ZM67 139V138H66ZM82 139V138H80ZM86 139V138H85ZM218 139V138H217ZM12 140V139H11ZM63 140V139H62ZM220 140V139H219ZM45 141V140H44ZM60 141V140H59ZM69 141V140H67ZM73 141V140H72ZM221 141V140H220ZM219 141V142H220ZM5 142V143H4ZM10 144L11 142L8 141ZM42 142V141H41ZM57 142V141H56ZM90 142V141H89ZM223 142V141H221ZM13 143V141H12ZM70 143V142H69ZM73 143V142H72ZM80 143V142H79ZM230 143V142H229ZM55 144V143H54ZM65 144H68V143H65ZM64 144V145H65ZM74 144V143H73ZM92 144V143H91ZM15 145V143H14ZM53 145V144H52ZM88 145V144H87ZM17 146V145H16ZM15 146V147H16ZM50 146V145H49ZM68 146V145H67ZM70 146V145H69ZM68 146V147H69ZM10 147V146H9ZM8 147V148H9ZM12 147V146H11ZM14 147V146H13ZM77 148V147H76ZM83 148V147H81ZM237 148V147H235ZM11 149V148H9ZM65 149V148H64ZM73 149V148H72ZM233 149V148H232ZM12 150V149H11ZM62 150V149H61ZM74 150V149H73ZM83 150V149H82ZM87 150V149H86ZM91 150V149H90ZM90 150H87V151H90ZM107 150V149H106ZM8 151V153L6 152ZM51 151V150H50ZM71 151V150H70ZM78 151V150H77ZM84 151V150H83ZM97 151V150H96ZM232 151V150H231ZM28 152V151H27ZM63 152V151H62ZM68 152V150H67ZM108 152V151H107ZM13 153V152H12ZM25 153V152H24ZM66 153V152H65ZM74 153H76L74 151ZM81 153V152H80ZM92 153V152H91ZM145 153V152H144ZM247 153V155H246ZM249 153V154H248ZM51 154V153H50ZM82 154V153H81ZM6 155V157H4ZM9 155V154H8ZM24 155V154H23ZM70 155V154H69ZM78 155V154H77ZM146 155V154H144ZM11 156V154H10ZM21 156V155H20ZM58 156V154H57ZM62 156V155H61ZM138 156V155H137ZM140 156V155H139ZM27 157V156H26ZM25 157V158H26ZM37 157V156H36ZM60 157V156H58ZM62 157H65L64 155ZM77 157V156H76ZM79 157V156H78ZM142 157V156H141ZM149 157V156H148ZM5 158V159H4ZM9 158V157H8ZM11 158V157H10ZM48 158V157H47ZM67 158V157H65ZM146 158V157H145ZM150 158V157H149ZM149 158H147V162L149 161ZM155 158V157H153ZM21 159V158H20ZM19 159V160H20ZM54 159V158H53ZM56 159V158H55ZM70 159V157H69ZM140 159V158H139ZM165 159V158H164ZM22 160V159H21ZM29 160V159H28ZM63 160V159H62ZM145 160V159H144ZM167 160V159H166ZM178 160V159H176ZM8 161V160H7ZM43 161V160H42ZM46 161V160H45ZM68 161V160H67ZM79 161V160H78ZM141 161V160H140ZM158 161V160H157ZM161 161V160H160ZM172 161V159L170 160ZM169 161V162H170ZM180 161V160H179ZM9 162V161H8ZM54 162V160H53ZM110 162V161H109ZM146 161H144L145 163ZM156 162V161H155ZM183 162V161H182ZM228 162V161H227ZM235 162V161H234ZM252 162V161H251ZM47 163V162H46ZM57 163V162H56ZM82 163V162H81ZM154 163V162H152ZM171 163V162H170ZM257 163V162H256ZM48 164V163H47ZM52 164V163H51ZM54 164V163H53ZM63 164V163H62ZM65 164V163H64ZM63 164V165H64ZM70 164V163H69ZM68 164V165H69ZM167 164V163H166ZM172 164V163H171ZM187 164V162H186ZM7 165V164H6ZM103 165V166H102ZM151 165V164H150ZM184 165V164H183ZM188 165V164H187ZM225 165V164H224ZM19 166V164H18ZM49 166V165H48ZM70 166V165H69ZM80 166V165H79ZM140 166V165H139ZM147 166V165H146ZM158 166V165H157ZM165 166V164H164ZM169 166V165H168ZM21 167V166H20ZM35 167V166H34ZM43 167V166H41ZM56 167V166H55ZM89 169H88V168ZM148 167H149V164H148ZM175 167V165L173 166ZM192 167V166H191ZM237 167V166H236ZM249 167V166H247ZM255 167V166H254ZM15 168V167H14ZM59 168V166H58ZM68 169V167H66ZM81 168V167H80ZM129 168V167H128ZM150 168V167H149ZM153 168V167H151ZM157 168V167H156ZM166 168V167H165ZM176 168V167H175ZM238 168V167H237ZM243 168V167H242ZM251 168V167H249ZM26 169V168H25ZM24 169V170H25ZM62 169V168H61ZM84 169V168H83ZM167 169V168H166ZM177 169V168H176ZM191 169V168H190ZM215 169V168H214ZM16 170V169H15ZM39 170V169H38ZM47 170V169H46ZM55 170V169H54ZM156 170V169H155ZM164 170V169H162ZM183 170V169H182ZM188 170V169H187ZM235 170V169H234ZM253 170V171H254ZM12 171V170H10ZM17 171V170H16ZM36 171V170H35ZM53 171V170H52ZM57 170H55L54 172H56ZM63 170H59V172H61ZM176 170L174 169V172ZM179 171V170H178ZM185 171V170H184ZM252 171V172H253ZM26 172V171H25ZM66 172V171H64ZM67 172V173H68ZM151 172V171H150ZM172 172V173H171ZM177 172V171H176ZM186 172V171H185ZM184 172V174H185ZM194 172V171H193ZM256 171H254L255 173ZM15 173V172H14ZM13 173V174H14ZM51 173V172H50ZM130 173V172H129ZM137 173V172H136ZM189 173V172H188ZM252 173V174H254ZM26 174V173H24ZM28 174V173H27ZM34 174V173H33ZM37 174V173H36ZM39 174V173H38ZM52 174V173H51ZM50 174V175H51ZM57 174V172H56ZM60 174V173H59ZM134 174V172H133ZM140 174V173H139ZM150 174V173H149ZM148 174V175H149ZM160 174V173H159ZM180 174V175H181ZM191 174V173H190ZM206 174V173H205ZM244 174V173H243ZM257 174H256V178H257ZM10 175V174H9ZM29 175H32V173L30 172ZM28 175V176H29ZM47 175H49L47 173ZM55 175V174H54ZM60 175H63L60 174ZM144 175V174H143ZM147 175V176H148ZM193 175V174H192ZM209 176V174H206ZM23 178H22V177ZM35 176V174H34ZM40 176V174L38 175ZM37 176V177H38ZM53 176V175H51ZM58 176V175H57ZM65 176V175H64ZM146 176V175H145ZM151 176V174H150ZM190 176V175H189ZM196 178L197 177V174L195 175ZM237 176V174H236ZM246 176V175H245ZM255 176V175H254ZM31 177V176H29ZM33 177V176H32ZM43 177V176H42ZM41 177V178H42ZM49 177V176H48ZM63 177V176H62ZM131 177V176H130ZM252 177V175L250 176ZM25 178V179H24ZM57 178V177H56ZM67 178V177H66ZM129 178V177H128ZM135 178V177H134ZM141 178H144V177H141ZM147 178V177H146ZM184 178V177H183ZM186 178V177H185ZM222 178V177H220ZM219 178V179H220ZM255 178V177H253ZM255 178V180H256ZM22 179V180H21ZM24 179V180H23ZM48 179V178H46ZM60 179H61V176H60ZM140 179V178H139ZM138 179V180H139ZM154 179V177H153ZM160 179V180H161ZM188 179V178H187ZM199 179V178H198ZM25 180H28L25 181ZM31 180H34L35 183H33V181L31 182ZM52 180H53V177H52ZM57 180V179H56ZM90 180V181H89ZM132 180V182H131ZM143 180V179H142ZM146 180V179H145ZM159 180V179H158ZM203 180V179H201ZM205 180V179H204ZM249 180V178H248ZM264 179L262 178V181ZM25 182L28 183V186L30 185H33L32 186V189H31V195L28 199L27 197V202L24 203L23 201V205L21 204L22 202L19 201L17 198V194L15 195V189L19 188V187H23L20 183ZM45 181V179H44ZM43 181V182H44ZM58 181V180H57ZM60 181V180H59ZM65 181V180H64ZM127 182V184L129 185H123L124 182ZM144 181V180H143ZM147 181V180H146ZM197 181V180H196ZM196 181L195 182V185H196ZM211 181V179H210ZM250 181H253L252 178ZM261 181V180H260ZM48 182V181H47ZM63 182V181H62ZM189 182V183H188ZM193 182V183H194ZM198 182V181H197ZM207 182V181H206ZM214 182V181H213ZM217 182V181H216ZM215 182V183H216ZM220 182V181H219ZM255 183H257L256 181H254ZM11 183V184H10ZM20 185H19V184ZM46 183V182H44ZM58 183V182H57ZM140 183V181H139ZM226 183V184H227ZM260 183V182H259ZM264 183V182H263ZM23 184V185H24ZM38 184V183H37ZM148 184V185H147ZM152 184H154L152 182ZM200 184V183H199ZM204 184V183H203ZM219 184V183H218ZM11 185H14L13 188ZM19 185V187H18ZM27 184H25L24 186H26ZM90 185V186H89ZM165 185H167V189L165 190ZM187 185V186H186ZM210 185V183H209ZM214 185V184H213ZM26 186V187H28ZM29 186V187H30ZM38 186V185H37ZM52 186V185H51ZM193 186V187H192ZM199 186V185H198ZM35 187V188H33ZM47 188V184L45 186ZM57 187V186H55ZM129 187V188H128ZM155 189H154V188ZM208 187V185L206 186ZM15 188V189H14ZM20 188V191L23 190ZM31 188V187H30ZM60 188V187H59ZM86 188V189H87ZM128 188V189H127ZM132 190H131V189ZM149 188L153 189L154 191H150ZM211 188V187H209ZM28 189V188H27ZM61 189V188H60ZM151 189V190H152ZM195 189V190H194ZM24 190H26V188L24 187ZM30 190V189H28ZM28 190L24 191V192H28ZM57 190V188H56ZM155 190H158V191H155ZM214 190V188H213ZM245 190V188H244ZM60 191H62L61 193H59ZM89 192L91 191V189L88 190ZM131 191V192H130ZM166 191V192H165ZM194 191V192H193ZM212 191V188L211 190ZM243 191V189L240 191V193ZM247 191V190H246ZM244 191V195H245V192ZM249 191H252V192H249ZM45 192V193H43ZM77 192V193H79ZM203 192V191H202ZM207 192V189L204 191V193ZM236 192V191H235ZM17 193V191H16ZM22 193V192H20ZM91 193V192H90ZM108 193V194H109ZM238 195H239V192H236ZM59 194V195H58ZM99 194L101 195V197L99 196ZM107 193H105L106 195ZM197 194V195H196ZM214 194V195H212ZM243 193H241V199L243 200ZM23 195H26L23 194ZM49 195V196H48ZM58 195V196H57ZM94 195V196H93ZM248 195V194H246ZM17 196V198H16ZM75 196V197H74ZM83 196V197H82ZM218 196V197H217ZM224 196V197H225ZM87 197H89L87 195ZM238 197V196H237ZM237 197H235L236 201H237ZM25 198V197H24ZM96 198V199H95ZM186 198V197H185ZM231 198V199H230ZM115 199V198H114ZM248 199V198H247ZM246 199V200H247ZM88 200V199H86ZM179 200V199H177ZM218 200V199H217ZM250 200H247L248 202ZM20 203H19V202ZM26 201V199H25ZM75 201H77L75 203ZM181 201V200H180ZM211 201V200H210ZM211 201V202H212ZM221 201V200H220ZM239 201V200H238ZM237 201V202H238ZM244 201V200H243ZM241 201V202H243ZM80 204H79V203ZM85 200H83V204H84ZM100 202V203H99ZM103 202V201H102ZM111 202V201H110ZM179 203V201H177ZM184 202V201H183ZM190 202V201H189ZM245 202V201H244ZM104 203V202H103ZM166 203V204H165ZM173 203V202H171ZM177 203V204H178ZM188 203V202H187ZM217 203V202H215ZM227 203H228V200H227ZM232 203H229V204H232ZM246 203V202H245ZM112 204H113V200H112ZM175 204V203H173ZM189 204V203H188ZM186 204V206L188 205ZM208 204V202H207ZM237 204V203H236ZM241 207H239L240 205ZM254 204V205H253ZM111 205V204H110ZM190 205V204H189ZM208 205H212V204H208ZM217 205V204H216ZM238 207L241 209L243 208V205L241 203L238 202ZM249 205V204H248ZM249 205V206H250ZM192 206H194V204H192ZM198 206V205H197ZM201 206V204H200ZM204 206V205H203ZM126 207V208H127ZM173 207V206H172ZM188 207V206H187ZM231 207V205H230ZM251 207V206H250ZM249 207V209H250ZM119 208V207H117ZM162 208V209H163ZM170 208V207H169ZM168 208V209H169ZM189 208V207H188ZM195 208V207H194ZM198 208V207H197ZM208 208V207H207ZM211 208V207H210ZM216 208V207H215ZM32 209H36L37 212L41 210L45 211L46 214L44 212H42L41 214H38L37 217L38 219L40 218V221H36L38 222V226H30V229L28 228V230L26 229H23V228H20L21 225H19L20 223V219L21 217H24L26 216V214L24 213V211L27 212V210L29 211H32ZM180 209V208H179ZM186 209V208H185ZM212 209V208H211ZM256 209V210H255ZM199 210V209H198ZM251 210V209H250ZM146 211L149 212V214L146 213ZM160 211V210H159ZM168 211V210H167ZM184 211V210H183ZM209 211V210H208ZM207 211V212H208ZM211 211V210H210ZM185 212V211H184ZM194 212V211H193ZM219 212V211H218ZM217 212V213H218ZM251 212V211H250ZM139 213V212H138ZM158 211L155 212V214H157ZM172 213V212H171ZM183 213V212H182ZM25 214V215H24ZM130 214V213H129ZM140 214V213H139ZM160 214V213H159ZM177 214V212H176ZM180 214V213H179ZM205 214V213H204ZM213 214V213H212ZM24 215V216H22ZM46 215V216H45ZM165 215V214H164ZM198 215V214H197ZM214 215V214H213ZM217 216L219 214H216ZM132 216V215H131ZM160 216V215H159ZM195 216V215H194ZM168 217V216H167ZM177 217V218H176ZM184 217V216H183ZM128 218V217H127ZM160 218V217H159ZM170 218V215L169 217ZM172 218V220H174ZM23 219V218H22ZM158 219V217H157ZM155 219V220H157ZM199 219V218H198ZM37 220V219H36ZM203 220V219H202ZM212 220V219H211ZM22 221V220H21ZM30 221V220H29ZM32 221V220H31ZM164 221V220H162ZM168 220H166V223H167ZM206 221V220H205ZM197 222V223H196ZM41 224V225H40ZM45 224V225H44ZM54 224H56L57 228H60V233H58L61 237L60 239L62 240V243H61V240H60V245L59 247L57 246L59 243L58 241L54 244V242H51V244L49 243L45 248V251L43 253V251L41 252L42 254H39V255H36V251H33L34 253L36 254H33L31 253L32 250L29 251L28 249V245H31V241L34 240V237H35V232H36V229L39 228V225L40 227L41 226H54ZM158 224V222H157ZM164 224V223H163ZM168 224H171V223H168ZM196 224H198V230H197V227H196ZM27 225V224H26ZM195 225V226H194ZM59 226V227H58ZM162 230H158L160 231L159 233H157L156 235H158V241H159V234L162 232H164V229L166 228V231L167 229L169 230V226L167 228V225H164L162 227V225H160ZM166 226V227H165ZM171 226V225H170ZM37 227V228H36ZM195 227V228H194ZM36 228V229H35ZM45 228V227H44ZM47 228V227H46ZM52 228V227H51ZM191 228V229H190ZM194 228V229H193ZM41 229V228H40ZM53 229V228H52ZM193 229V230H192ZM1 230V228H0ZM5 230V229H4ZM3 230V232H4ZM38 230V229H37ZM50 231V230H49ZM168 231V232H170ZM194 231V232H193ZM43 232V231H42ZM59 232V231H57ZM193 232V233H192ZM54 233V232H53ZM154 233V235H153ZM167 233V232H166ZM183 233H184V236H183ZM190 233V235H188ZM264 233V232H263ZM57 234V235H58ZM101 234L104 235L103 238H101ZM165 234V232H164ZM174 234V235H173ZM44 235V234H43ZM153 235V236H152ZM163 235V234H162ZM168 235V234H166ZM50 236V235H48ZM38 237V236H37ZM59 237L57 236V238L59 239ZM171 237V236H170ZM184 237V238H183ZM49 238V237H48ZM54 238V237H53ZM37 239V238H36ZM46 239V238H45ZM56 239V240H58ZM119 239V241H118ZM166 239V238H165ZM177 239H174L177 240ZM183 239L184 241L187 243V250H185L186 248L184 246H181L183 245ZM8 240V239H7ZM56 240H52V241H56ZM171 240H173L171 238ZM4 241V240H3ZM50 241V240H49ZM169 241V239H168ZM6 242V240H5ZM31 242V243H30ZM45 242V240H44ZM120 242V243H119ZM163 242V241H162ZM167 242V241H166ZM170 242H173V241H170ZM169 242V243H170ZM10 243V242H9ZM29 243V244H28ZM39 243V242H38ZM52 243L54 245H52ZM168 243V244H169ZM176 243V242H174ZM174 243H172L174 245ZM185 243V244H186ZM5 244V243H4ZM13 244V243H12ZM45 244V243H44ZM43 244V245H44ZM167 244V245H168ZM42 245V246H43ZM7 246V245H6ZM189 246L192 247V249L190 250ZM5 247V246H4ZM3 247V248H4ZM33 247V246H32ZM138 247V249L136 248ZM169 247V245H168ZM172 247V246H171ZM261 247V249H259ZM2 248V247H1ZM11 248V247H10ZM36 248V247H35ZM40 248V247H39ZM43 248V247H42ZM32 249V248H31ZM41 249V248H40ZM137 249V250H136ZM262 249V251H263ZM35 250V249H34ZM38 250V249H37ZM168 250V251H167ZM175 250V249H174ZM2 251V250H1ZM13 251V252H14ZM3 252V251H2ZM12 252V251H11ZM264 252V251H263ZM14 253V254H15ZM8 254V253H7ZM10 254V253H9ZM158 254H160L158 256ZM162 254V256H163ZM262 254V253H261ZM228 255H232L234 258L232 260L234 261H231V257H229ZM10 256V255H9ZM258 256V258H257ZM1 257V256H0ZM13 257V256H12ZM97 257H100L101 259L98 258V261L96 260ZM36 258V259H34ZM202 258V260H201ZM230 258V259H229ZM2 259V258H1ZM7 259V257H6ZM5 259V260H6ZM11 259V258H10ZM197 259V260H196ZM13 260V259H12ZM34 260V262L32 261ZM41 262H40V261ZM201 260V261H199ZM176 261H178L176 263ZM197 261V262H196ZM201 262V263H199ZM7 263V262H6ZM12 264V263H11Z\"/></svg>","mask_w":264,"mask_h":264}]
</instances>
